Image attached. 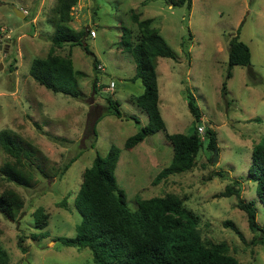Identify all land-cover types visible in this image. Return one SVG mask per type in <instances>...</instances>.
<instances>
[{
    "label": "rangeland",
    "instance_id": "obj_1",
    "mask_svg": "<svg viewBox=\"0 0 264 264\" xmlns=\"http://www.w3.org/2000/svg\"><path fill=\"white\" fill-rule=\"evenodd\" d=\"M174 1L79 0L70 25L78 31L94 29L96 36L87 35L82 43L55 49L62 55L72 51L76 82L83 92L74 97L47 89L30 73L33 60L47 56L52 46L55 28L50 19L56 17L57 0H0V132L12 130L38 148L47 158L44 163L49 174L36 170V181L24 187L0 173V193L13 188L24 199L16 218L0 211V247L8 251L11 264H94L89 249L65 246L55 238L76 234L80 214L74 198L84 170L97 151L106 156L113 144L121 148L116 176L130 208L136 209L140 198L174 193L201 217L206 242H226L229 253L243 264H264V242L250 229L246 212L238 207V197L220 195L234 178L248 173L253 147L264 139V0H192L191 7L173 5ZM16 9L24 15L19 16ZM134 12L141 19H153L152 25L178 57L157 58L166 129L126 149V139L149 121L147 112L132 99L144 91L140 79L131 80L136 62L120 46L124 28L138 29L132 19ZM237 34L251 48L253 72L247 66H234L224 96L229 42ZM96 78L99 81L94 89ZM111 81L115 88L110 87ZM186 89L195 95L202 110V137L207 125L217 132L218 160L204 148L191 170L153 184L173 158L168 134L188 133L194 124ZM108 98L118 100L123 115H135L140 123L107 112ZM74 157L65 173L58 174ZM8 159L11 157L0 146V167ZM241 195L256 200L262 224L264 206L257 199V182L245 179ZM40 206L49 214L44 229L34 224V212ZM226 220H232L242 235L225 226ZM40 232L48 236L32 239L33 233ZM22 236L26 252L19 247Z\"/></svg>",
    "mask_w": 264,
    "mask_h": 264
},
{
    "label": "trees",
    "instance_id": "obj_2",
    "mask_svg": "<svg viewBox=\"0 0 264 264\" xmlns=\"http://www.w3.org/2000/svg\"><path fill=\"white\" fill-rule=\"evenodd\" d=\"M78 2L79 0H57L54 7L56 17L50 19L55 28L52 46L47 56L35 58L30 68L32 77L40 85L53 92L74 97L82 96L83 92L76 82L78 73L74 67L72 51L62 55L56 53L55 49L62 48L66 43H82L84 37L90 35V28L87 34L86 29L78 31L70 25L73 7ZM185 4L191 7L192 0L173 2V5ZM132 19L137 23L138 29L133 31L124 28L120 46L130 52L136 62V73L131 80L140 79L144 91L132 99L147 112L149 121L126 139V149H133L147 137L166 129L160 107L157 58L178 57L159 29L152 25V18L141 19L140 14L134 12ZM228 51L229 69L222 85L224 96L228 94V80L232 77L234 66H247L250 73L253 72L251 48L239 34L230 40ZM98 66L99 62L95 59L97 70ZM98 81L96 78L94 89ZM186 94L194 124L188 133L168 134L173 146V158L170 165L155 176L153 184H158L172 174L191 170L202 149H209L213 153L216 149L219 151L216 130L207 125L202 137L199 130V124L203 122L202 110L189 89H186ZM107 112L120 118L129 117L140 123L135 115H123L118 100L108 98ZM91 129L96 135V124ZM0 146L11 157L0 167L1 175L8 181L30 187L36 181V170L49 176L44 163L47 158L19 134L12 130L1 131ZM120 156L121 148L116 144L110 147L106 156L97 151L92 164L84 170L82 183L74 198L76 211L80 214L76 234L57 236L56 241L79 250L89 249L94 264H243L229 253L226 242L208 243L204 240L200 229L201 217L185 204L182 197L174 193L149 199L140 198L137 201L138 207L130 208L127 193L120 187L116 176ZM251 158L248 173L234 178L232 184H228L220 195L238 197V207L246 212L250 229L257 233V240L263 243L264 221L262 224L258 221L256 200H245L241 193L245 179L257 182V199L264 206V139L253 147ZM75 159L76 157L66 163L58 174H64ZM218 174L223 175L222 172ZM23 207L24 199L15 189L6 188L0 193V211L8 218H16ZM34 224L37 229L48 226L49 214L44 207L40 206L34 212ZM224 224L242 235L232 220H226ZM47 236L42 232L33 233L32 239L41 240ZM23 242L22 236L19 247L26 252ZM0 264H11L8 251L2 247Z\"/></svg>",
    "mask_w": 264,
    "mask_h": 264
},
{
    "label": "water",
    "instance_id": "obj_3",
    "mask_svg": "<svg viewBox=\"0 0 264 264\" xmlns=\"http://www.w3.org/2000/svg\"><path fill=\"white\" fill-rule=\"evenodd\" d=\"M16 12L19 16H23L24 15V12L23 11H20L18 9H16ZM88 30L89 28L86 29V33L88 34ZM218 160V150L216 149L215 150V157H214V161H217Z\"/></svg>",
    "mask_w": 264,
    "mask_h": 264
},
{
    "label": "built area",
    "instance_id": "obj_4",
    "mask_svg": "<svg viewBox=\"0 0 264 264\" xmlns=\"http://www.w3.org/2000/svg\"><path fill=\"white\" fill-rule=\"evenodd\" d=\"M90 35H91V36H96V31H95L94 29H91V30H90ZM110 87L115 88V82H114V81H112V82L110 83ZM199 130H200V132H201V131H203V128L200 127Z\"/></svg>",
    "mask_w": 264,
    "mask_h": 264
}]
</instances>
